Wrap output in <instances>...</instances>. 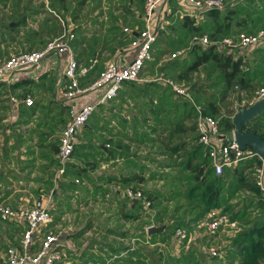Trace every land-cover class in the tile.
Wrapping results in <instances>:
<instances>
[{"label": "trees", "instance_id": "16d2710c", "mask_svg": "<svg viewBox=\"0 0 264 264\" xmlns=\"http://www.w3.org/2000/svg\"><path fill=\"white\" fill-rule=\"evenodd\" d=\"M97 2L100 9L102 5L107 8L110 5L107 1L103 4L102 0ZM166 2L170 11L165 16L166 21L157 27L151 58L145 61L138 78L124 80L113 97L106 103L96 105L77 132V142L70 157L54 179L58 191L53 188L52 198L57 206L51 205L50 211L57 210V215L46 222L44 229L53 225L65 211L73 210L72 200L79 204L80 200L76 196L81 188L80 183L84 182L82 187H85L89 182L93 201L100 198L109 208L113 206L111 215L116 220L137 222L133 231L129 228L117 230L123 228V224H117V229L103 226L105 233L116 234L121 239L129 238V242H119L118 246L103 242L105 251H110L107 254L109 258L107 261L101 259V263L93 261L94 264H264V199L252 176L259 158L255 154L239 158L231 165H224L221 172L215 174L207 147L198 140L194 106L167 83L156 78L158 75L169 77L185 86L193 100L200 104L201 110L217 119L219 131L226 137L234 126L230 116L237 107L233 106L234 90H244L246 99L263 85L264 38L250 50L248 57L221 49L219 43L223 37H235L240 31L252 33L264 29V0H223L222 8L207 9L205 18L198 21L185 13H177L176 0ZM49 3L52 7L56 4V9L68 10L71 19H74L78 17L84 0H75L69 9L63 0H51ZM111 7L119 9L122 15L105 13L113 20L106 30L114 35H107L103 39L118 37L128 43L132 35L123 30L121 22L128 20L133 28L141 27L143 0H117ZM60 25L57 34L62 30ZM12 28L15 29V23ZM72 31L74 37L70 44L76 46L84 43L77 54L86 52L83 64L90 65L87 72L78 77L83 84L94 78L104 65L98 67L96 62L91 64L89 60L96 58L93 55L94 45L102 37L96 35L94 30L89 37H85V32L80 30ZM194 34H205L207 43L202 45L191 41ZM178 48H184V53L164 59ZM145 70L155 71L156 76H143ZM193 72L194 79L191 78ZM30 79L12 82L0 80V111L10 108L8 100L14 88H22L17 95L19 98L26 95L28 91L22 86ZM67 117L64 101L49 98L42 103L40 98H34L30 104L18 102L16 118L12 123L23 126L26 131L24 139H36L32 144L29 142L25 152L32 153L34 145H37L35 154L46 160L42 165L56 168L57 136ZM243 129L264 138V107L249 123L243 124ZM16 136L20 138L21 132H17ZM6 138L1 148L5 158L7 151L15 147L6 146ZM129 143L134 145V149H129ZM141 145L154 146L157 154H142L139 150ZM158 155L160 158H157ZM119 158L125 164L123 167H129L130 170L118 173L100 171L94 176L89 174L101 161ZM8 173L15 177L7 168L6 171L0 169V179ZM34 179L42 181L45 188H52V173ZM74 179L78 181L74 182ZM147 181L159 185H146ZM108 185L116 187L113 189ZM126 188L139 190L147 205L143 204L141 197H128ZM84 189L88 191V188ZM8 192L4 190L2 196ZM58 195L60 197L57 198ZM211 210L226 214L229 221L235 222L237 230L224 237L226 242L221 248V255L212 256L214 262L202 263L195 247L188 243V234L193 225ZM165 220L168 223L163 232L147 233V224H161ZM91 225L89 220L77 234ZM176 227L185 229L186 235L181 240L174 235ZM198 227L204 230L201 224ZM16 230L20 231V228ZM174 239L179 240L175 244L177 253L168 249ZM149 243L151 246H148ZM98 247L102 249L100 245Z\"/></svg>", "mask_w": 264, "mask_h": 264}, {"label": "built area", "instance_id": "2783aa9c", "mask_svg": "<svg viewBox=\"0 0 264 264\" xmlns=\"http://www.w3.org/2000/svg\"><path fill=\"white\" fill-rule=\"evenodd\" d=\"M165 2L166 0H143L141 27L136 29L123 27L124 31L132 35L128 41L130 57L128 59L120 57L107 60L96 76L83 84L80 83L78 77L85 74L90 65L79 64L75 59L70 46L73 32L69 28L63 27L59 34L46 40L39 49L21 50L6 57L0 56V80L6 82L14 71L37 66L47 55L67 53L68 57L63 68L66 81L60 92L61 100L67 105L68 117L57 136L58 171L63 170L64 164L69 159L70 153L77 142V132L96 105L105 103L113 97L124 80L137 79L145 61L151 58V49L157 35V27L162 25L153 24L155 19L154 10L160 3ZM178 3L182 4L184 8H182V11L177 8L176 12L179 14L185 13L195 21L205 18L207 9L222 8L224 6L223 0H178ZM263 38L264 29H258L252 33L240 31L235 37H223L220 43L227 47H235L237 51H243L245 48H253L260 44ZM191 41L204 45L207 43V38L205 34H194ZM184 51V48L175 49L165 58L179 56ZM243 55L245 56V54ZM156 78L167 83L174 92L187 98L194 106L196 111L194 125L198 140L207 147V154L210 157L215 174L220 173L224 165H231L239 158L257 155L259 163L254 166L252 176L264 199L263 158L250 148L239 149L232 132L229 136L223 137L219 131L217 119L201 110L200 104L193 100L185 86L176 83L169 77L158 75ZM234 87L236 88V85ZM87 95L89 96L88 99L81 101V98ZM263 97L264 85L257 87L249 98L242 100L237 106L251 104ZM9 98L12 101L16 100L14 96ZM21 100L25 104H30L32 97L27 94ZM125 194L128 197L134 196L143 199L139 190L126 188ZM143 204L147 205V201L144 199ZM50 217V205L46 201L44 202L41 197L33 199L28 204L17 206L0 201V219L18 223L22 227L17 243L7 245L0 254V264H93L90 261L62 260L63 252L57 247V234L51 229H44ZM200 223L204 226V232L208 235H214L219 226L235 224L234 221H229L226 214L206 217ZM150 225L152 223L147 224L145 228L147 229ZM174 235L181 240L186 235L185 229L176 227ZM36 237L39 238L38 241H36ZM209 252L211 256H216L218 255V248L211 246Z\"/></svg>", "mask_w": 264, "mask_h": 264}, {"label": "crops", "instance_id": "0c3cea01", "mask_svg": "<svg viewBox=\"0 0 264 264\" xmlns=\"http://www.w3.org/2000/svg\"><path fill=\"white\" fill-rule=\"evenodd\" d=\"M51 0H0V56H8L12 53H15L17 51L21 50H30V49H39L43 46L44 42L54 36L55 34L58 33L59 27L62 24V28L66 27L69 28L70 30L76 29L80 30L82 33L85 32V37H89L92 35V31L94 30L96 35H100L102 39L97 42L94 45L95 50L93 51V55L96 56L90 58V63L93 64L94 62L97 63V66L100 67L102 66L107 60L112 59V58H124L128 59L130 57V50L128 48V43H124L123 41H126L122 38L118 37H108L103 39V37L110 35L113 36L114 33H110V31H107L106 28L110 26L113 22L112 17H107L105 13L107 12L114 15H122V12L118 9H112V7H106L105 5L101 6V9L98 7V2L97 0H84V3H82L81 6V11L78 13V17H75L74 19H71V16L67 11H63L61 8L58 7L56 9V4L55 7H52L50 5ZM65 3L64 5L67 6L69 9L70 6H72L75 3V0H63ZM105 2V0H102V4ZM52 7V8H51ZM54 8V9H53ZM168 10L159 13V17L163 18V21L160 22V24H163L166 21V14L170 11L169 8ZM59 12L58 14L56 13ZM101 12V13H100ZM136 12V11H135ZM175 13V12H174ZM174 13L172 16H174ZM154 15H158L156 10H154ZM127 19H129L127 15ZM141 19V15H140ZM204 19V18H203ZM142 20V19H141ZM198 21V20H197ZM117 23L116 21H114ZM15 23V29L12 28V24ZM8 24V26H6ZM100 24V25H98ZM60 25V26H59ZM122 26H127L128 28H133L132 24L126 20L124 23L121 22ZM14 29V30H13ZM72 29V30H73ZM71 30V31H72ZM75 31V30H74ZM72 31V32H74ZM74 35V33H73ZM74 37V36H73ZM72 37V38H73ZM72 53L77 60L79 64H83L85 61V55L86 52H82L81 54H77L78 51L82 50L84 47V43H80L76 46L70 44ZM153 46V45H152ZM219 48H226L225 45L219 43ZM152 50V49H151ZM236 51V50H235ZM180 56V55H179ZM67 53L66 52H61L57 55H47L45 56L40 63L37 66H32L26 69L22 70H16L13 72V74L10 76L9 80L6 82H12L16 81L22 78H31L28 82H26L22 87L23 89H26L28 92L26 95H30L31 97L33 96L34 98H40L41 102L44 103L46 102L47 99L52 98V99H57L61 100V89L63 85L65 84L66 78L63 75V68L66 64L67 60ZM178 57V56H176ZM173 58V57H172ZM166 59V58H164ZM170 59V58H169ZM153 72V71H152ZM155 72V71H154ZM195 73V72H194ZM149 75V74H148ZM147 75V76H148ZM201 77V73L199 74ZM22 91V88L17 87L14 88V91L10 94V96H14L16 98L15 101H12L10 98L8 100V103L10 105V108L4 111H11L14 115V119L16 118V111H17V106L18 102L21 101L23 102L21 98H19L17 95L20 94ZM25 96V95H24ZM32 97V99H33ZM89 97L88 95L85 96V99ZM81 101H85L84 99ZM24 103V102H23ZM106 103V102H105ZM25 104V103H24ZM234 112V111H233ZM13 122V120H12ZM14 130H12L14 134V138L11 140V136L9 134H5L1 136L0 133V169H4L5 171L7 168H10V170L14 173L15 177H12L10 173L3 175L0 179V201L5 202V199L9 197L15 190L21 189L23 186H19L18 188L16 187H11L10 183L12 180H17L18 182L24 181L27 182L28 180H34L40 184H42L45 188V185L42 183V181L34 179V177L38 176H46L47 174L52 173V179H53V185L51 186L52 188H45V191H50L51 193L58 191V188L55 184V178L56 175H58L61 171H58V164L56 168L54 167H49L46 168V166H43L46 162L45 159L37 157L35 154L37 152V145H34V150L32 153L28 154L25 152L27 149V145L29 142L32 144L33 142L36 141L35 137L31 141L24 139V135L26 134L25 129L23 126L16 125L14 123H11ZM32 124V123H31ZM7 131L9 129V126L7 123L4 125V127H0L1 130ZM21 132V137L22 140L20 141V138L16 136V134ZM231 134V131L227 133V136ZM6 138V146L14 145L15 147L9 151H7V157L5 158L4 155H2V146H3V141L4 138ZM24 145V148H21ZM130 147L129 149H134V145L132 143H129ZM142 146V145H141ZM154 147V146H153ZM31 147H28V149ZM140 150V147H139ZM157 154V153H156ZM19 155L20 157H18ZM18 157V158H17ZM157 157L160 158L158 155ZM33 158V159H32ZM32 159V160H31ZM2 161V163H1ZM4 163V164H3ZM66 163V162H65ZM65 165V164H64ZM106 165V166H105ZM125 164L123 160L119 159H113V160H107V161H101L98 165L97 168L94 170L90 171L89 174L91 176H94L98 174L100 171H113L115 173L121 172V171H128L130 170L129 167H123ZM29 172V173H28ZM5 174V173H4ZM25 177V178H24ZM27 177V178H26ZM6 179H9L8 181ZM5 182L4 188L2 187V182ZM77 179H74V182H77ZM147 181L146 185L148 184ZM152 183V182H151ZM84 182L81 181L80 183V191H78L76 198L80 200V202L89 203L92 202L93 200L90 197V189H91V183H86L85 187H82ZM155 185H159V183H155ZM111 188H115L116 186L114 185H108ZM39 187V186H37ZM37 187L36 188H31L32 192H37ZM118 187V186H117ZM55 188V189H53ZM84 188H88V191L86 192ZM23 189V188H22ZM4 190H9L7 195L2 196V193ZM122 192V188L120 189ZM77 192V191H75ZM123 193V192H122ZM2 196V197H1ZM53 197V196H52ZM60 197L59 195L57 198ZM97 200H101V202L104 204L105 201L98 198ZM94 200V201H97ZM79 202V203H80ZM8 203V202H6ZM13 206V203H9ZM27 204L23 203L22 205ZM106 204V203H105ZM20 205V204H19ZM51 205L53 207L57 206L55 204L54 198H51ZM78 204H76L72 200V211H65L62 213L59 218L56 220V222L53 225H50L49 228L52 226H55L60 222V220L68 214H72L77 212L78 210ZM107 205V204H106ZM108 207V205H107ZM113 207V206H112ZM110 206V209H112ZM109 208V207H108ZM112 212V211H111ZM53 216L57 215V210L51 212ZM111 215V214H110ZM52 216V218H53ZM114 216V215H112ZM51 218V219H52ZM116 220V217L114 218ZM90 219L86 220L83 225H80L78 227V230L74 232L73 234H69L68 237H70L72 240L78 238L82 233H84L87 229L92 227V222L91 226L87 227L84 232H81L77 234V232L82 229L87 222ZM114 220V224H115ZM2 222H9V221H3L0 219ZM91 221V220H90ZM14 223L17 226L15 227L12 225V227H7L6 229V234L8 235V239L11 243L16 242L21 233V225L15 222H10ZM127 223L126 221L122 220H116L115 226L117 229V224H123V226ZM99 225V223H98ZM20 228V231H17L16 228ZM111 227V226H109ZM103 228V227H102ZM201 230V229H200ZM218 231V230H217ZM203 235H208L204 230H202ZM17 234H19L17 236ZM105 234H112V233H105ZM113 244L114 246H118V243L116 240H111L107 241ZM188 243H192L188 239ZM104 245L100 242H97L96 240H92L88 243V246H85L78 250H74V248H69L65 246L66 248L65 251L68 253L69 256H71V259L69 261H75L79 260L81 262L84 261H96L98 263H101V259H104L107 261L109 256L107 254L110 253V251L106 250L102 247L99 248L98 246ZM0 254L4 251L5 247L7 245L2 244L0 242ZM71 249V250H70ZM92 253V255L90 254ZM173 253V252H172ZM177 253V252H175ZM113 255V254H112ZM94 264V262H93Z\"/></svg>", "mask_w": 264, "mask_h": 264}, {"label": "rangeland", "instance_id": "374dc122", "mask_svg": "<svg viewBox=\"0 0 264 264\" xmlns=\"http://www.w3.org/2000/svg\"><path fill=\"white\" fill-rule=\"evenodd\" d=\"M107 1L106 3L109 5V7L113 6L114 4L117 3V0H105ZM177 5L176 8L180 9L182 11V4L178 3V0H176ZM169 8V5L167 2L165 3H160L156 8V12L158 15H155V19L153 20V24H160L161 21H163V18L159 17V13L166 11V9ZM167 12V11H166ZM226 50H231L234 54H245L246 57L250 55V50L252 49L251 47L245 48L243 51H237L235 47H227L225 48ZM236 50V51H235ZM244 56V55H243ZM143 76L145 77H155L156 73L150 72V71H143ZM149 74V75H148ZM148 75V76H147ZM191 78H195V73L193 72L191 74ZM264 85V80L263 83ZM261 84V85H262ZM259 85V84H258ZM33 97V96H32ZM234 97V102L233 106H237L239 103H241L242 100L245 99V91L244 90H234L233 93ZM239 97V98H238ZM34 99V97H33ZM87 100L88 97L85 99V97L81 98V100ZM14 119V115L11 111H0V126L4 127V125L7 123L9 126V129L7 131L1 130V136L5 134H9L12 138L11 140L15 137L14 134L12 133L15 128L12 126V120ZM15 131V130H14ZM227 135V134H226ZM0 136V137H1ZM24 148V145L21 147ZM156 149L154 147H151L150 145H142L140 146V152L142 154H149L150 156L156 155ZM20 157L19 155H17ZM17 157V158H18ZM159 158V157H157ZM106 166V165H105ZM7 181L9 179H6ZM2 182V187L4 188L5 182ZM10 183L11 187H16L18 188L19 186H23L21 189L15 190L9 197L5 199V202L8 203H13L14 205H22L23 203H30L33 199L41 197V199L45 202H47L50 207H51V198H52V193L50 191H45L44 192V186L34 180H28L27 182L21 181L18 182L17 180H12ZM150 185H155V183L148 182ZM39 186V187H37ZM156 186V185H155ZM37 187V192H32L31 188H36ZM103 202V201H102ZM101 200L97 201H92L89 203H83L80 202L78 206V210L75 213L65 215L58 224L55 226L50 227L51 230H53L57 236H58V245L57 247L62 250L63 252V261H69L71 259V256L68 255V253L65 251L64 248L65 246L69 248H74L76 252L80 250L81 248L88 246V243L92 240H96L97 242L103 243L111 240H116L117 242H122V243H128L129 238H119L116 234H105L103 231V226H115L116 220L114 219L115 216L110 215L111 214V209L107 207V205L102 203ZM218 214L217 211L211 210L209 211L201 220L205 219L208 216H214ZM50 218H52V213L50 211ZM90 219L92 222V227L87 229L84 233H82L78 238L72 240L69 236V234H73L78 230V227L80 225H83L86 220ZM115 220V224H114ZM145 220V219H143ZM99 223V225H98ZM200 222L196 223L193 225V229L189 233V241L192 242L191 244L195 247L197 255L201 259L202 263H212L214 262V259L212 258L209 250L210 247H217L218 248V255L216 257H219L221 255V248L226 242L224 239L225 236H229L234 234V232L237 230L235 227V224L230 225V224H225L222 225L219 230L214 234V235H205V238H203V233L202 229L198 226H200ZM14 225L15 227L17 226L14 223L10 222H2L0 221V242L5 245H10L13 244L9 241L8 235L6 234V229L7 227H12ZM137 225V222H127L123 226V228H118L117 230L121 231L122 229L129 228L130 231L134 230V227ZM40 233V231H39ZM19 234H17L18 236ZM39 238L36 237V241H38ZM174 242L168 245V249L172 251L173 253L177 252V247H175V244L179 243L178 239H174ZM148 246H151L149 243ZM157 246L160 247L161 250H164V247L160 244L157 243ZM1 248V246H0ZM71 250V249H70Z\"/></svg>", "mask_w": 264, "mask_h": 264}, {"label": "water", "instance_id": "95a60500", "mask_svg": "<svg viewBox=\"0 0 264 264\" xmlns=\"http://www.w3.org/2000/svg\"><path fill=\"white\" fill-rule=\"evenodd\" d=\"M263 107L264 97L251 104L237 106L231 116L234 124L231 132L239 149L250 148L252 151L258 153L264 162V138L251 130L243 129V124L249 123L254 116L261 112ZM167 223L168 221L165 220L161 224H152L148 226L146 231L147 233L163 232Z\"/></svg>", "mask_w": 264, "mask_h": 264}]
</instances>
